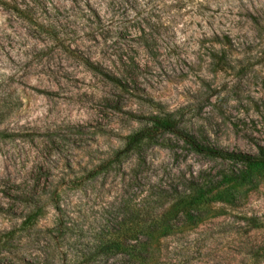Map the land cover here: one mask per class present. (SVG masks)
Listing matches in <instances>:
<instances>
[{
  "label": "rangeland",
  "instance_id": "374dc122",
  "mask_svg": "<svg viewBox=\"0 0 264 264\" xmlns=\"http://www.w3.org/2000/svg\"><path fill=\"white\" fill-rule=\"evenodd\" d=\"M156 115L258 153L264 0H0V264H41L52 250L122 264L97 246L147 192L156 208L160 184L247 170L165 132L92 177ZM219 192L195 221L153 235L148 264H264V167ZM56 201L76 226L62 249Z\"/></svg>",
  "mask_w": 264,
  "mask_h": 264
},
{
  "label": "trees",
  "instance_id": "16d2710c",
  "mask_svg": "<svg viewBox=\"0 0 264 264\" xmlns=\"http://www.w3.org/2000/svg\"><path fill=\"white\" fill-rule=\"evenodd\" d=\"M165 132L174 133L199 154L213 159H221L224 162L241 164L247 170L238 173L231 172V174L225 173L218 180L212 177L211 174L207 176H192L186 178V183L184 186L181 185L182 187L166 186L167 184H163L164 186L162 184L158 185L157 189L158 191L161 190V195L156 200L157 207L150 206L148 200L153 197V194L149 192L146 193L138 209H135V206L133 207L132 205L133 208L130 211L128 207V218L120 223L118 229L110 232L108 236L100 240V244L97 246L98 254L121 253L124 257H127L126 259L124 258L122 264H148L152 259L150 244L153 235L157 231L166 229L170 233L179 227L187 226L190 222L195 221V218L199 216L205 205L218 200V197L221 196L220 188L226 182L235 180L246 181L247 175L251 173V170L264 167V146H260L256 154L222 149L205 143L191 134L182 132L178 129L171 116L160 117L156 115L152 118L149 125L128 138L125 148L118 152L114 158L103 162V164L95 168L92 172V177H95L103 169L111 167L116 161H121V157L124 154L141 150L145 144L154 141L159 134ZM128 203L131 204L132 202ZM158 206H161V208H158ZM55 207L59 213L54 229L58 235V241L55 246L58 249H62L67 234L76 232V226L69 221V218L65 217L63 208L57 201L55 202ZM40 214L41 209H37L26 216L23 222V229L35 226ZM142 235L145 239L141 238ZM63 251L59 250V253H57L52 250L48 254L49 256L47 255L45 262H41V264H56V256L59 257V262H62V264H95L94 256L89 257L87 254H83L79 259L76 254L71 258V252L68 254V252ZM59 262L58 264H61ZM33 264L39 263L36 260Z\"/></svg>",
  "mask_w": 264,
  "mask_h": 264
}]
</instances>
